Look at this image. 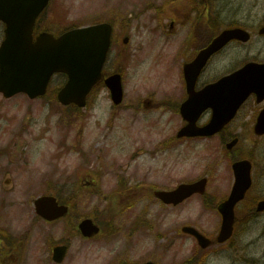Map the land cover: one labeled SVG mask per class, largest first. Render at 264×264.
<instances>
[{"label":"rangeland","instance_id":"rangeland-1","mask_svg":"<svg viewBox=\"0 0 264 264\" xmlns=\"http://www.w3.org/2000/svg\"><path fill=\"white\" fill-rule=\"evenodd\" d=\"M257 1L262 16L264 0ZM154 3L155 0H56L66 8L65 25L88 23L95 18H113L119 25L131 22L126 49L132 50L133 61L127 67L120 49V56L114 51L107 64L109 71L117 66L125 69L123 106L116 112L108 89L99 91L82 136L86 156L62 149L61 143L70 138L72 144L79 130L78 124L61 123L60 106L53 92L43 99L26 95L4 98L0 94V247L22 246L14 264H56L50 252L69 238L71 245L61 264H116L120 260L180 264L196 245L190 236L181 234L182 226H198L204 232L209 225L215 228V211L209 210L200 196L171 206L152 195V189H170L208 174V191L224 196L234 181L231 164L217 137L173 139L183 126L174 103L184 94L181 61L164 39L151 38L156 14L146 9ZM169 16L167 13L165 22ZM3 38L4 26L0 24V43ZM254 38L248 44L231 45L215 56L206 79L214 81L241 59L258 57L264 61V40L258 35ZM63 81L56 76L51 91ZM154 101L171 104L156 108ZM53 103L57 109L52 112ZM113 111L115 117L111 118ZM252 144L244 138L238 147L248 151ZM259 151L264 156L263 142ZM84 167L94 173L90 177L85 176L87 172L80 173ZM256 169V184L264 186L263 168ZM6 172L12 173L15 182L11 192L2 187ZM91 179L98 184V191L94 185L82 184ZM123 184L127 188L118 193ZM82 186L83 195L78 191ZM43 193L74 202L76 212L66 222L36 221L33 202ZM113 199H118V206L111 211L108 207ZM130 203L135 206L127 208ZM123 207L125 213L119 217L116 210ZM108 212L116 214L106 215ZM82 214L101 218L104 229L97 238L86 240L76 233L73 218ZM116 229L120 233L111 238ZM217 264L226 263L219 258Z\"/></svg>","mask_w":264,"mask_h":264},{"label":"water","instance_id":"water-1","mask_svg":"<svg viewBox=\"0 0 264 264\" xmlns=\"http://www.w3.org/2000/svg\"><path fill=\"white\" fill-rule=\"evenodd\" d=\"M49 0H0V19L6 23V37L0 46V92L10 97L18 92H26L34 98L46 92V87L54 72H66L69 80L58 94L64 104L85 105V98L92 86L101 78V69L110 46L111 26L108 23L86 26L70 30L59 37L48 32L41 33L34 41L33 27L37 16ZM248 39L242 29H228L218 35L197 57L185 65L189 100L184 103L182 113L190 121L179 131V136H207L220 131L235 109L251 92L264 96V64L250 62L218 82L208 85L197 93L194 86L198 75L210 57L222 49L231 39ZM128 41V39H125ZM116 103L122 101V82L119 74L106 80ZM200 95H205L200 97ZM235 97V98H234ZM234 98V99H233ZM221 99H229L223 102ZM223 102V103H222ZM211 105L215 114L211 122L203 127L196 125L200 112ZM227 107L232 115L219 113L220 106ZM196 107L195 112L190 111ZM259 132H264L260 122ZM234 140L230 146L235 144ZM236 183L231 197L223 207L230 206L242 198L251 184V165L247 160L233 165ZM4 185L13 187L12 178L7 176ZM207 179L201 178L193 183H184L171 191H156L155 195L166 203L178 204L196 192L204 193ZM264 205V201L261 203ZM36 211L49 220L65 215L69 208L59 205L54 196H42L35 201ZM229 218L225 219L226 222ZM84 235L92 236L99 227L90 219L81 225ZM185 232L194 234L203 246L205 237L193 227H184ZM65 247L55 248V259L61 260ZM145 264H154L147 262Z\"/></svg>","mask_w":264,"mask_h":264},{"label":"flooded vegetation","instance_id":"flooded-vegetation-1","mask_svg":"<svg viewBox=\"0 0 264 264\" xmlns=\"http://www.w3.org/2000/svg\"><path fill=\"white\" fill-rule=\"evenodd\" d=\"M257 5V0H155L154 5L150 6L148 10L153 9L156 14L157 31L155 36L157 39H164L166 44L173 47L174 56L182 63L181 73L184 79L185 63L193 60L196 54L210 43L216 30L221 32L224 29L243 28L249 33L248 41L234 39L228 46L248 44L255 39L256 35L264 40V34L261 33L264 26V15L259 16ZM167 13H170L171 20L166 24L164 16ZM126 26V24L114 25V40L123 41L127 32ZM244 60L264 62L258 57L241 59L231 72L245 64ZM209 66L210 63L200 74L197 89L203 88L210 82L206 79ZM184 88L182 101L175 100L178 114H180V105L187 98L185 84ZM211 115V110L205 111L198 121L199 124L207 123L211 119ZM260 116L264 121V99L259 100L257 95L252 94L238 109L234 119L220 133L212 136L217 137V142L222 147L223 155L227 157L228 161L229 156L236 158L233 162L238 160L237 157L243 156L251 161L253 182L244 198L238 201L233 209L230 206L223 208L224 212H221L220 209L230 196L233 184L224 196H218L208 190L203 195L202 199L204 198V201L208 202V209L214 210V215L217 217V224L213 229L209 225L204 232L195 226L210 239L209 245L203 248L206 259L204 264H217L219 258L226 264H264V209L260 208V202L264 201V186L259 185L260 182L256 184L255 180L256 166L263 168L262 176L264 177V156L259 151L262 148V142L264 146V133L256 132ZM185 123L186 121L183 119V124ZM243 130H245L244 133ZM234 138H238V143L244 138H249L253 144L250 145L248 151L245 149L242 151L238 146L228 148L227 144ZM225 216L233 217L234 222L231 229L229 221V228L224 230V234H229L225 239L220 240L219 236ZM185 236L192 237L188 234ZM194 240L197 243L196 238ZM21 248L20 245L4 246V254H1L0 257L1 263L14 264L22 253ZM194 263L196 262H192V264Z\"/></svg>","mask_w":264,"mask_h":264},{"label":"trees","instance_id":"trees-1","mask_svg":"<svg viewBox=\"0 0 264 264\" xmlns=\"http://www.w3.org/2000/svg\"><path fill=\"white\" fill-rule=\"evenodd\" d=\"M52 8H54L53 5H52ZM55 18H58V17L55 15ZM55 18H50L47 22H44V23L41 22L42 24L40 25V27L45 28V29L53 28L56 24ZM63 19H65V18H63ZM60 21H62V20H60ZM62 23H63V21H62Z\"/></svg>","mask_w":264,"mask_h":264}]
</instances>
